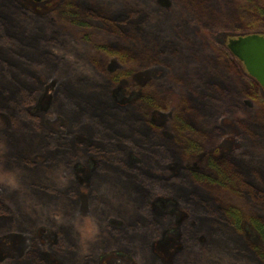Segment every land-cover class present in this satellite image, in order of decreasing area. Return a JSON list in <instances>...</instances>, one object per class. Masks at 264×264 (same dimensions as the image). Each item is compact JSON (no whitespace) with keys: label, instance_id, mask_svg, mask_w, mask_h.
<instances>
[{"label":"trees","instance_id":"trees-1","mask_svg":"<svg viewBox=\"0 0 264 264\" xmlns=\"http://www.w3.org/2000/svg\"><path fill=\"white\" fill-rule=\"evenodd\" d=\"M116 1L97 17L98 0L47 13L0 0V163L22 176L0 181V250L25 240L0 264H101L118 250L159 264L150 248L169 235L172 264H264V95L208 34H264V0H193L198 34L171 23L170 0ZM94 27L111 39L92 49ZM31 99L55 104L45 120L60 125L38 124Z\"/></svg>","mask_w":264,"mask_h":264},{"label":"rangeland","instance_id":"rangeland-1","mask_svg":"<svg viewBox=\"0 0 264 264\" xmlns=\"http://www.w3.org/2000/svg\"><path fill=\"white\" fill-rule=\"evenodd\" d=\"M17 1L21 6H24L33 12H39V13H47L53 9L62 11L61 9L65 2V0H40V1L17 0ZM98 1H99L98 3H100L99 7L97 9L93 7L95 9L97 17L104 16L105 12H108L105 10V8L115 6V3L117 2L116 0H109L108 2L107 1L104 2L103 0H98ZM170 1H172L171 2L172 6L170 8L168 7L164 8L163 4L161 3L160 4L162 5V9L165 11V13L168 14V18L171 19V23L177 21L178 20L177 17H178L179 19L180 18L182 19L183 27L188 32L192 34L194 33L198 34L200 31L201 33L202 28L201 26L198 25V21L196 20L198 17H194L201 14L199 5H194L193 0H170ZM192 6L194 9L197 10L194 16L193 14H191V10L193 9L191 8ZM187 9H189V11ZM90 10H92V8H90ZM87 34L88 36L86 40L89 42V45H87V47L92 49H94L99 42H103L104 40H106L105 38H107V37H103L104 32L102 28H96V27L90 28ZM208 34L212 40L227 47V42L230 37H236L239 34H246V33L223 30V29H215L208 31ZM107 39H111V37H108ZM134 42H135L134 48H136L139 45L140 39H136ZM237 62L240 65V67L244 71H246L242 62H240L238 59ZM119 65H121V63H119L117 59H114L113 63L111 64V67L116 68ZM135 80L138 81V83L141 84L142 86H144L147 82V78L145 77L137 78ZM262 94L264 95L263 89H262ZM28 110H29L28 111L29 115L36 122H38V124L46 125L48 127H50L51 125V127L53 128H56L58 125H60L59 121H54L56 123L49 121L50 123L49 124L48 121L45 120V117L48 116V114H53L58 111L56 105L51 102H47L44 100L41 101L40 104V102L38 101L36 102L34 99H31L30 101H28ZM8 125H9L8 119L0 112V136H2L1 135L3 133L2 131L6 129ZM224 125L231 134L238 132V127L233 121L226 119L224 121ZM20 171L21 170H18L16 168H8L0 163V181L8 186L9 185L13 187L19 186L22 184V176ZM83 198H81L78 203L79 209L76 211V215H80L78 217V222L82 223L80 225L82 230L88 232L91 229V226L93 225V221L91 220V215H90L91 213L90 211H88L89 206H87L86 201ZM159 211L164 213V211L161 210ZM172 232L174 231L171 230V233ZM39 235L40 236H37V238L42 237L43 241H49V236H47L46 234L41 233ZM177 245H178V241L176 240V238L173 235H169L165 239H161L160 241L158 240L154 241V244L151 246L150 251L158 257L159 264H172L174 257L178 254L176 253ZM24 248H25L24 237L16 235L10 238L8 243L6 242V240L1 242L0 255H3L4 257L8 255H13L17 257L19 256V254L23 253ZM134 256L135 255L133 253L121 252V250L120 251L118 250V252L114 254L111 255L109 254L106 257L104 256L105 258H103L101 264H141L140 261L136 258V256L135 257ZM49 264H69V263H67L61 258L59 259L56 256H52V259H50Z\"/></svg>","mask_w":264,"mask_h":264},{"label":"water","instance_id":"water-1","mask_svg":"<svg viewBox=\"0 0 264 264\" xmlns=\"http://www.w3.org/2000/svg\"><path fill=\"white\" fill-rule=\"evenodd\" d=\"M227 47L264 90V34L252 32L230 37Z\"/></svg>","mask_w":264,"mask_h":264}]
</instances>
